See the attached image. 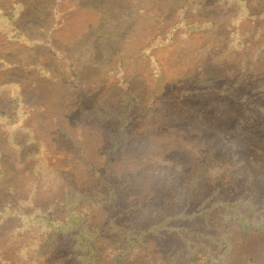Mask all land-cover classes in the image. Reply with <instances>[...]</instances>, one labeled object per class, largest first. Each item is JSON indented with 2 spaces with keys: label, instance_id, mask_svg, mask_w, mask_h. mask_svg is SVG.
Returning a JSON list of instances; mask_svg holds the SVG:
<instances>
[{
  "label": "rangeland",
  "instance_id": "374dc122",
  "mask_svg": "<svg viewBox=\"0 0 264 264\" xmlns=\"http://www.w3.org/2000/svg\"><path fill=\"white\" fill-rule=\"evenodd\" d=\"M150 1L153 0H62L59 7L64 13L69 11V14L57 21L43 18V11L21 20L25 26L31 21L33 29L30 28L28 32L38 35L44 34L41 25L47 22L46 26L52 30L51 39L43 44L44 56L56 54L59 57L50 63L47 70L45 60H42V66L37 63L31 67V60L35 58L32 48L13 46L1 55L0 108L7 113L0 114V143L3 144L0 147V162L5 165L6 175L12 173L11 177L19 176L21 181L25 180L23 191L16 195L0 183V221L3 218L9 220L4 221L2 230L12 227L14 223L22 228L40 223L42 219L34 216L39 210L37 205L46 206L54 201V198H34L33 180L30 179L33 176L21 178L24 173L31 174L29 167H33V174H37L40 193L48 197L50 195L46 193L53 183L58 189L57 196L64 198L84 180H88V185L96 176L123 177L124 169L118 165V161L125 159L114 155L117 151L115 135H118L119 129H159L163 132L161 136L154 133L152 140L156 145L153 146V154L149 160L142 162L139 159L138 166L161 161L162 155L171 152L184 154L189 151L204 155L206 149H202L200 139H209L212 132L207 136L196 134L197 129H204L203 125H208L203 121L200 110L218 95L214 88L208 93H180V90L188 87L191 76L204 63L207 64L208 73L213 75L206 85L212 81L216 89L224 90L227 87L224 81L234 80L242 70L239 68L241 58L238 59L234 51L236 47H225L227 45L223 44V38L226 34L218 31V24L194 26L197 25L193 23L194 15H188L190 8L195 7L192 0L184 3L183 17H187L175 28L177 21H157L169 13L177 17L175 12L179 11L182 2L169 4L166 0H158V4H154L155 1L150 4ZM250 5L259 8L264 5V0H255ZM223 8L228 10L231 5L219 3L222 16H219L218 23L225 17ZM148 14L157 16L156 20L154 17L152 22ZM144 20L147 22L143 23ZM244 24V28L249 29V36L250 33L252 35L256 23L247 18ZM29 33L26 32L27 37ZM255 39L254 51L259 45V38ZM56 49H67L69 55H61ZM254 51H248L246 71H249L248 64ZM16 60L19 62L15 63ZM26 60L31 67L27 73L22 68ZM234 64L236 68L227 78ZM18 77L32 79L22 86L25 98L21 97L13 110L7 93L20 92L19 85L14 82ZM227 89L232 93L222 97L230 99L223 108L224 114L206 112L210 118L207 127L223 131L228 138L236 141L239 148L235 156L243 161L253 151L252 146L264 144V117L258 108L249 109L242 105L240 97L245 96L243 102L257 100L264 103V97L259 96V93H264V76L247 77L233 91ZM76 91H81V95L85 96L80 97ZM158 95L165 96L160 98ZM183 104L186 107H182ZM35 137L40 139L39 143ZM53 137H56L54 143L60 147L56 152L60 154L55 157L50 155L51 160L48 161L46 145L53 143ZM214 139L218 141L216 135ZM214 141L211 143L215 144ZM27 145L33 148V154L25 151ZM132 163L136 164L134 161ZM56 167L59 170L54 171ZM115 169L120 173H115ZM72 170L77 172L74 180L77 182L80 179V184L57 179V174L62 171L72 173ZM169 171L176 187L183 185V188H191L189 183L184 185L180 182L182 171L177 163H170ZM231 172L233 166L227 163L210 169V175L214 178L227 176ZM146 184L150 183L147 181ZM51 193L55 196L54 190ZM11 200L18 201L23 212L29 214L18 216L19 212L11 210ZM79 203L72 202L71 205L76 209ZM65 204L61 202L53 206L64 223L69 217ZM82 209L79 207V212ZM93 210L96 208L90 203L86 204L85 213L90 217ZM93 221L96 222V218ZM63 222L58 225L60 231L64 227ZM47 230L45 234L54 237L56 227ZM64 234L69 236L70 232ZM164 240L166 243L167 239ZM155 241L159 242L158 239ZM236 244L238 247L227 264H264V229L246 236L237 234ZM59 250H40L37 247L31 257L21 254V263L57 264L54 253ZM247 256L252 257V263ZM62 264H71V260Z\"/></svg>",
  "mask_w": 264,
  "mask_h": 264
},
{
  "label": "trees",
  "instance_id": "16d2710c",
  "mask_svg": "<svg viewBox=\"0 0 264 264\" xmlns=\"http://www.w3.org/2000/svg\"><path fill=\"white\" fill-rule=\"evenodd\" d=\"M254 1L250 2L254 3ZM150 2V4L153 2L158 4V0ZM169 2H182L179 11L175 12L177 17H172L169 13L162 16L157 23L177 21L174 24L175 28L187 17L186 15L183 17L186 0H166V3ZM250 2L192 0L195 7L190 8L188 15H194L193 23L197 24L194 26L218 24V31L226 34L223 38V44L227 45L225 47H236L237 50L234 51L238 59L241 58L239 68L242 70L234 80L224 81L227 86L224 90L216 89L212 81L206 85L207 80L213 78V75L207 71L206 63L191 76L188 87L180 90V93L183 91L208 93L214 88L218 96L200 110L203 121L208 122V125L210 118L206 116V112L224 114L226 101L230 99L222 97L232 93L228 92L227 88L233 91L242 79L256 75L264 76V5L259 8L252 7ZM61 3L62 0H0V59L3 51L20 45L35 51V61L31 60V67L37 63L42 66L44 63L42 60H45L47 69L50 63L55 62L59 57L56 54L51 57L44 56L43 44L47 43V39H51L52 30L46 26L47 22L41 25L44 34L38 35L28 32L30 28L33 29L31 21L25 26L21 24V20L43 11V18L57 21L69 14V11L64 13L61 10L59 7ZM219 3L230 4L231 8L222 9L226 14L218 23L219 16H222V13H219ZM148 16L154 22L155 16L152 14ZM247 18L256 23L255 32L252 35L250 33V36L249 29L244 28V21ZM156 29L160 30L159 26H156ZM26 32L30 34L29 37L26 36ZM255 37L259 38V45L254 51ZM7 46L9 47L6 48ZM66 50L56 49L62 53L61 55L68 54ZM248 51L254 53L251 54L253 62L250 59L249 71H246L244 68L248 62ZM17 62L19 61L16 60L15 63ZM29 65L28 60L22 63L26 73L31 68ZM235 68L236 64L229 69L227 78ZM31 79L32 77L15 79L14 82L19 85L20 92L7 93L13 104V110L16 109L18 100L21 97L25 98L22 86ZM76 92H79L80 97L85 96L81 95V91ZM158 96L164 98L165 95ZM259 96L264 97V93H259ZM244 97H240L241 104L249 109L258 108L264 117V103L257 100L243 102ZM182 107L186 105L183 104ZM6 113L0 108L1 115ZM207 126L203 125L204 129H197V133L192 131L193 134L203 136L212 132L209 139H200L202 149H206L203 156L189 151L184 154L171 152L162 155L161 161H153L141 166L137 165L139 159L142 162L149 160L153 154L152 149L156 142L152 140V136L154 133L161 136L163 132L159 129H119V136L115 135L117 151L114 155L125 159L118 161V165L124 169L123 177L96 176L92 183L86 185L88 180L82 181V184L78 183L81 182L80 179L77 182L74 180L77 175L74 170L72 173L62 171L57 174L59 181L65 179L70 183L80 184L78 187L75 186L73 191H69L64 198H61L62 195L57 196L59 193L54 183L53 187L49 185L51 188L46 193L50 197L42 196L37 185V174H33V167H29L31 174L24 173L21 178L33 176L30 179L33 180L34 198L43 197V200L54 198V201L46 206L37 205L39 210L34 216L42 219L40 223L28 224L23 228L14 223L12 227L2 230L4 221L9 220L3 218L0 221V232L3 233L0 234V264H22L21 254L31 257L37 247L40 250L41 248L53 251L60 249L54 253L57 264L70 260L71 264H227L231 254L238 247L237 234L246 236L264 229V144L252 146L253 151L240 161V157L237 159L235 156L239 148L238 143L228 138L223 131L210 129ZM105 135L107 137L106 133ZM214 135L218 137L217 142L214 141ZM55 138H52L53 143L46 145L48 161L51 160L50 155L55 157L60 154L56 152L60 147L54 143ZM36 141L39 143L40 139L36 138ZM213 141L215 144L211 143ZM112 144L114 146L113 142ZM1 146L3 144L0 143ZM25 151L33 154L30 145L25 146ZM133 161L136 164L132 163ZM172 162L177 163V167L182 171L180 182L184 185L189 183L190 189L183 188V185L176 187L169 171V164ZM224 163L232 165L233 172L227 176L212 177L210 169ZM5 170V165L0 162V183L13 195L22 192L25 180L21 181L19 176L11 177L12 173L6 175ZM57 170L59 169L56 167L54 171ZM114 171L120 173L116 169ZM147 181L149 185L146 184ZM52 190L55 196L51 193ZM77 201H80L81 205L79 203L80 206L75 209L71 204ZM11 202L13 203L11 210L19 212L18 216L29 214L23 212L18 201L11 200ZM61 202L66 203L65 207L68 210L69 217L66 223L61 216H58V212L53 210V206H58ZM89 203L96 208L90 212L91 217L90 214L85 213L86 204ZM79 207L83 208L81 212ZM5 216L8 217V213ZM95 218L96 222L93 221ZM62 222L64 227L60 231L57 228ZM53 227H56L54 237L45 234L47 228ZM66 231L70 232L69 236L64 234ZM155 239L159 242L157 243ZM164 239H167L166 243ZM247 257L252 263V257Z\"/></svg>",
  "mask_w": 264,
  "mask_h": 264
}]
</instances>
